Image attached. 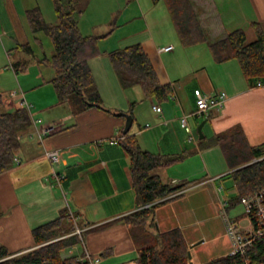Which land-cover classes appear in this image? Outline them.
Returning <instances> with one entry per match:
<instances>
[{"label": "crops", "instance_id": "0c3cea01", "mask_svg": "<svg viewBox=\"0 0 264 264\" xmlns=\"http://www.w3.org/2000/svg\"><path fill=\"white\" fill-rule=\"evenodd\" d=\"M75 1L84 11L92 0ZM189 1L206 42L184 46L177 40H162L152 32L136 42L149 56L160 83L171 86L169 99L157 103L145 98L137 86L121 87L107 54L113 50L106 45L109 35L98 41L100 53L88 63L108 111L91 107L72 114L68 104L57 101L50 82L54 70L37 63L38 57L51 53L37 54L32 42H39L38 32L29 30L25 16L26 9L38 6L46 21L48 0H0V93L4 108H17L15 102L23 97L30 104L32 119L57 126L42 141L35 133L31 137L26 131L22 133L12 165L0 173V246L12 253L33 248L32 229L55 219L68 207L78 221L87 223L81 226L82 238L87 250L100 256L99 264H137L138 250L129 225L122 219L141 206L135 201L130 159L120 143L125 113L132 114L128 131L136 136L141 149L185 155L156 171L163 182L175 185L194 180L179 190V195L154 208L151 230L163 232L178 227L190 253L187 264H203L230 253L225 218L231 217V198L238 191L221 148H200L197 127L204 120L202 134L210 137L238 124L250 145L263 143L264 84L251 87L235 59L215 62L207 42L235 28H242L247 39L249 33L253 39L252 22H257L264 33V0ZM83 14L78 21L80 31L102 35L97 27L109 22H82ZM23 44H29L33 54L17 48ZM170 44V51L160 49ZM195 88L209 94L225 91L222 108H212L208 115L194 114ZM13 91L17 97H12ZM131 102L136 104L131 107ZM182 116L192 139L180 124ZM46 150H56L59 161L51 163ZM52 169L62 176L60 186L54 183ZM232 218L239 222L246 219L240 213Z\"/></svg>", "mask_w": 264, "mask_h": 264}, {"label": "trees", "instance_id": "16d2710c", "mask_svg": "<svg viewBox=\"0 0 264 264\" xmlns=\"http://www.w3.org/2000/svg\"><path fill=\"white\" fill-rule=\"evenodd\" d=\"M157 1V0H153ZM175 25L180 42L184 46L206 42L199 19L189 0H164ZM56 16L55 23H47L38 6L26 9L25 16L32 33L43 32L52 43L49 57L42 55L37 63L50 66L54 77L50 80L57 101L68 104L72 114L91 107L106 111L102 104L95 79L89 68V60L100 53L98 41L110 34L84 35L78 21L83 8L75 0H51ZM254 38L248 40L242 28H235L222 38L207 42L215 62L235 59L248 84H264V33L257 22H252ZM18 49L33 54L29 44ZM111 66L123 88L139 86L145 98L161 103L172 94L169 84L160 83L155 69L140 43L116 48L108 53ZM136 102H131L130 106ZM131 111V108L129 109ZM132 116V114H131ZM31 125L30 114L25 108H4L0 93V173L13 163L20 146L21 134ZM200 148L218 145L225 157L238 194L231 201L264 186V142L250 145L240 125L235 124L210 137L199 138ZM121 145L129 156L132 185L137 205L155 202L151 207L138 208L122 217L129 225V232L138 250L140 264H187L188 247L178 227L158 232L152 231L154 208L194 180L170 185L162 181L157 170L179 162L184 154L155 153L141 149L134 134L122 135ZM176 193V194H175ZM73 215L75 213L73 212ZM78 226L87 225L83 221ZM68 207L59 215L32 229L33 248L12 253L0 246V264H87L77 255H63V251L80 242ZM247 258L253 264H264V235L255 239L244 255L227 254L203 264H243Z\"/></svg>", "mask_w": 264, "mask_h": 264}, {"label": "rangeland", "instance_id": "374dc122", "mask_svg": "<svg viewBox=\"0 0 264 264\" xmlns=\"http://www.w3.org/2000/svg\"><path fill=\"white\" fill-rule=\"evenodd\" d=\"M139 3L141 7H139ZM48 4L50 5V10L44 8L46 22L55 23L56 16L54 9H51V6L53 7L51 0H48ZM83 12L84 19L82 22L90 21L89 23H92L91 21H94L93 23H101L106 20L109 22L108 25L98 26L97 29L98 31H103L102 34L112 30L106 45H110L113 49L117 45L136 43L149 32H152L155 36H161L160 39L162 40H177L182 45L164 0H92L89 7ZM49 15L52 16L51 19L53 20H49ZM37 37L39 42H32L37 54L42 55L45 53L50 55L52 52L51 39L43 32H38ZM251 39L252 35L249 33L248 40ZM44 66V68L53 71L50 66ZM27 68L26 65V70ZM137 87L140 88L139 86ZM15 89H18V86ZM135 128L136 123L134 122L132 129L134 130ZM229 209V216L231 217L235 216V214H243V207L238 202H235ZM240 226L244 230L248 226L247 219L241 221ZM69 249L73 250L74 253L72 255H77L81 252L82 246L80 243L71 246L62 252L63 255H69Z\"/></svg>", "mask_w": 264, "mask_h": 264}, {"label": "built area", "instance_id": "2783aa9c", "mask_svg": "<svg viewBox=\"0 0 264 264\" xmlns=\"http://www.w3.org/2000/svg\"><path fill=\"white\" fill-rule=\"evenodd\" d=\"M173 48L172 44L161 47V50L170 51ZM18 94H20L18 92ZM12 97H17V92L13 91L11 93ZM195 109L194 114L198 116L208 115L212 108L220 109L222 108L224 101L227 98L225 91L220 90L214 94H209L203 92L200 88H195L193 90ZM6 106H11L9 102H6ZM17 108H25L30 114V104L22 97H20L15 102ZM153 109L159 111L160 108L157 105L152 106ZM10 109V108H9ZM31 118V116H30ZM181 126L189 134L188 138L192 139L190 127L186 123V118L182 116L180 118ZM55 124L45 125L40 119H32L31 125L26 131L28 136H32L33 133L37 136L39 141H42L43 138L50 132L56 129ZM46 156L49 158L51 163H57L60 159V155L56 150H46ZM51 175L54 179L55 185H61L62 176L52 169ZM179 193V191H178ZM176 194V193H175ZM155 202H149L142 204L140 208L151 207ZM243 207V214L248 221V226L242 230L240 222L238 219L228 217L225 218V233L230 237L231 240V255L240 254L244 255L245 250L252 244V242L260 236L264 235V186L258 188L254 192L242 195L239 197V201ZM227 204V201L224 202ZM71 218L75 223V230L73 233H76L80 238V244L82 246L81 252L77 254L78 260L86 261L87 264H99L100 256L90 253L85 247L83 238H82V227L78 226L77 219L75 215L70 211ZM69 253L73 254V250L69 249ZM190 262V259L187 263ZM137 264H140V261H137ZM243 264H253L247 258H244Z\"/></svg>", "mask_w": 264, "mask_h": 264}, {"label": "water", "instance_id": "95a60500", "mask_svg": "<svg viewBox=\"0 0 264 264\" xmlns=\"http://www.w3.org/2000/svg\"><path fill=\"white\" fill-rule=\"evenodd\" d=\"M124 116H125V125H124V128H123V133H126L130 126H131V123H132V116L130 114H125L124 113ZM204 123V120L202 122H200V124L198 125L197 127V130H198V133H199V138L203 137V134H202V130H201V127ZM188 257H190V253L188 252Z\"/></svg>", "mask_w": 264, "mask_h": 264}]
</instances>
